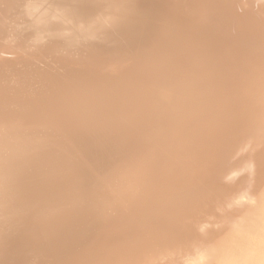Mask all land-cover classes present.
I'll list each match as a JSON object with an SVG mask.
<instances>
[{"label":"bare ground","instance_id":"1","mask_svg":"<svg viewBox=\"0 0 264 264\" xmlns=\"http://www.w3.org/2000/svg\"><path fill=\"white\" fill-rule=\"evenodd\" d=\"M0 264H264V0H0Z\"/></svg>","mask_w":264,"mask_h":264}]
</instances>
